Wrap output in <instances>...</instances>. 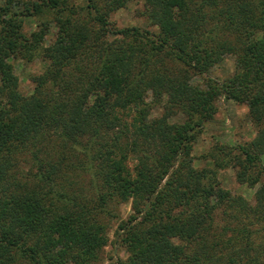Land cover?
I'll use <instances>...</instances> for the list:
<instances>
[{
	"label": "trees",
	"instance_id": "16d2710c",
	"mask_svg": "<svg viewBox=\"0 0 264 264\" xmlns=\"http://www.w3.org/2000/svg\"><path fill=\"white\" fill-rule=\"evenodd\" d=\"M126 2L85 0L83 13L70 0L0 3V264H98L107 242L98 213L130 199L115 264H264V0H144L155 30L110 27L108 15ZM27 16L39 20L29 34ZM225 53L235 61L227 77L193 82ZM14 55L44 62L28 94ZM219 96L247 105L255 133L210 157L258 183L253 203L211 191L207 170L193 166ZM178 113L182 121L171 119ZM48 145L51 160L40 152ZM24 151L39 164L34 187L18 176ZM72 168L96 177L95 196L76 203L58 191L55 177ZM221 205L226 224L200 241Z\"/></svg>",
	"mask_w": 264,
	"mask_h": 264
},
{
	"label": "rangeland",
	"instance_id": "374dc122",
	"mask_svg": "<svg viewBox=\"0 0 264 264\" xmlns=\"http://www.w3.org/2000/svg\"><path fill=\"white\" fill-rule=\"evenodd\" d=\"M4 1L5 0H0V3ZM70 1L79 6L81 13L84 12L81 7L85 4V0ZM143 10L144 0H127L123 6L110 12L108 15L109 26L112 28H120L137 25L142 28L148 27L155 30L156 26L149 25ZM38 21L36 16H27L23 27L25 33L29 34L31 30L37 29ZM54 31L55 26L51 24L50 30L46 35L45 43L54 38ZM110 37H112V35ZM11 61L19 77L20 91L24 94L30 93L34 87L32 75L44 69V62L40 57H35L33 60L28 61L21 55H14L11 57ZM234 62V56L230 53H225L222 59L215 63L208 71L200 75H194L192 78L193 82L202 83L207 77L222 80L234 70ZM151 98V94L148 93L147 99L150 100ZM154 110V113L157 114L161 112V107L157 105ZM183 118L184 116L182 113H178L171 117L174 121H182ZM254 133L255 127L247 116V105L245 103L223 96H219L216 99V112L211 120L204 123L192 148L193 166L199 173L202 170H207L208 173L205 182L207 185L210 184L211 191L220 192V189L228 190L232 194L244 196L251 203L254 202V192L258 183L250 185L238 181L236 179L235 169L232 166L223 168L218 167L210 157V152L217 151V147L220 145H223L225 149L234 147L233 151H235V147L239 144H248L254 136ZM52 146L55 145H48L46 149L43 147L40 152L47 154L46 157H48V153L50 155L54 151ZM59 150L60 147L56 146L55 152L58 153ZM46 151H48V153ZM20 155H22L23 162L21 164L22 171L18 173V176L21 179L22 187H34L36 186V179L39 180V177L34 176V173L39 171L38 161L34 159L29 151L21 152ZM48 158L51 160V157ZM72 159L75 160L74 158ZM260 159V163L264 165V153L261 154ZM65 161L68 163L70 158L67 156ZM129 164H133V159L129 160ZM95 178L96 177H93L90 172L72 168L64 169L58 177H55L54 182L56 183L58 191L72 193L77 197L76 203H78L80 200L95 196L97 190L95 188L97 186L94 181ZM79 197H81V199ZM106 208L109 210L100 211L98 213V219L105 223L107 235V242L103 246L101 261L98 264H115L118 256L125 255L122 246L116 241V229L120 220L126 218L127 215L132 212L131 199L123 202L112 200ZM223 209L224 206L221 205L214 212L215 216L212 220V228L200 230V241L217 239L216 237H218V234L216 230L219 226L226 224V217L222 214ZM213 235H216V237H213ZM220 241V244H222V240ZM224 250H227V248L224 247Z\"/></svg>",
	"mask_w": 264,
	"mask_h": 264
}]
</instances>
